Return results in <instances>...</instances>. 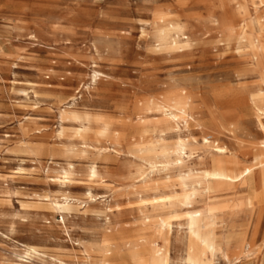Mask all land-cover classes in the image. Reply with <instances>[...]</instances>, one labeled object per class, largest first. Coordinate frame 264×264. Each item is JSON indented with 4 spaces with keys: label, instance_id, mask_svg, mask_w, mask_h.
I'll return each instance as SVG.
<instances>
[{
    "label": "rangeland",
    "instance_id": "374dc122",
    "mask_svg": "<svg viewBox=\"0 0 264 264\" xmlns=\"http://www.w3.org/2000/svg\"><path fill=\"white\" fill-rule=\"evenodd\" d=\"M263 142L264 0H0V264H264Z\"/></svg>",
    "mask_w": 264,
    "mask_h": 264
},
{
    "label": "bare ground",
    "instance_id": "6f19581e",
    "mask_svg": "<svg viewBox=\"0 0 264 264\" xmlns=\"http://www.w3.org/2000/svg\"><path fill=\"white\" fill-rule=\"evenodd\" d=\"M169 45V44H168ZM182 45V44H181ZM175 47H177V44H174ZM175 117V116H174ZM75 122L77 125L75 126L76 128V137L79 139L84 138L87 136L90 132L89 127L83 126L81 120L76 119ZM64 131V130H63ZM208 142V141H206ZM264 145V142H263ZM263 165V161L260 160L259 156L254 158L252 165L246 168H240L236 171H234L232 174L229 173H223L219 172L217 170L209 171L207 172L206 177L209 179V181H222L226 183H231V184H248L250 183V180L252 176H254V173L256 170H258L261 166ZM214 169V168H213ZM65 180L62 181L63 183L69 182L70 176L73 174L69 172H65ZM97 173L95 170L91 171V176L96 177ZM254 193V192H253ZM196 195V192H191L190 195L188 196L187 205H190L191 207V200L194 199V196ZM89 196L91 194L89 193ZM257 198V195L254 193L250 198L248 197V204L252 205L254 199ZM52 208L54 210H61L62 212L68 211L71 209V203H69L68 199L65 200L64 202H56L54 204H51ZM204 219L199 213H194V214H189L185 220V227H186V254L184 257V264H203L202 262H199L198 259L196 258L195 255V244L200 241L203 246H207L208 250H210V253L215 255L216 253L219 252L217 247L207 245L206 243V238L204 233L201 231V227L203 226ZM170 226V224H169ZM170 229V227H169ZM169 231V230H168ZM171 232V231H170ZM246 246H244V249ZM33 252H36L34 249H32ZM244 253V251H243ZM229 254L226 252H223V257L229 261ZM163 264H168V257L166 261Z\"/></svg>",
    "mask_w": 264,
    "mask_h": 264
}]
</instances>
